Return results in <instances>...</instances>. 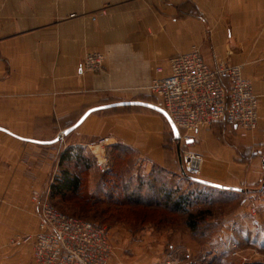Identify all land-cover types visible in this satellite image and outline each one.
I'll list each match as a JSON object with an SVG mask.
<instances>
[{
  "label": "crops",
  "instance_id": "1",
  "mask_svg": "<svg viewBox=\"0 0 264 264\" xmlns=\"http://www.w3.org/2000/svg\"><path fill=\"white\" fill-rule=\"evenodd\" d=\"M194 11L201 17L194 18ZM194 47L211 68L221 63L241 66L259 99L255 130L216 123L192 133L186 150L204 158L197 179L228 190L202 187L242 200L233 217L248 224L220 238L232 236L224 240L228 247L262 244L264 0H0V161L5 156L16 161L17 149L31 157L33 145L41 146L33 141L57 139H34V127L67 128L89 110L114 104L159 107L150 84L168 73L170 59ZM94 52L104 54V70L81 74L85 56ZM160 67L163 74L157 72ZM171 130L167 119L148 107H113L91 113L72 134L81 141L69 146L87 150L104 139L118 158L132 160L137 176L169 175L197 184L181 173ZM41 169L47 174L48 165ZM192 230H139L138 235L161 241L158 258L146 264H165L181 247L188 254L200 250L203 245L193 240ZM181 237L182 245L169 241ZM186 257L183 264H192L190 255Z\"/></svg>",
  "mask_w": 264,
  "mask_h": 264
},
{
  "label": "rangeland",
  "instance_id": "2",
  "mask_svg": "<svg viewBox=\"0 0 264 264\" xmlns=\"http://www.w3.org/2000/svg\"><path fill=\"white\" fill-rule=\"evenodd\" d=\"M192 16L201 17L196 11ZM64 128L34 127L32 136L55 139L63 134ZM102 140L92 143L96 145L94 151L88 146L82 160L73 159L63 166L59 165L62 154L71 147L69 145L79 143L80 138L62 135L55 144L33 145L31 157L29 151L17 149L18 159L11 163L13 159L5 156L8 151L2 153L5 158L0 161V264H44L35 247L37 236L41 234L44 206L104 229L111 248L107 264H146L157 259L160 239L143 237L138 231L169 226L182 232L192 228L193 240L203 246L192 254L181 247L165 264H183L188 261L186 255H190L192 264H264V241L258 245L228 247L225 243L232 240V236L220 238L221 234L235 235L241 226L248 224L233 217L241 205L240 198L218 195L217 190L179 182L169 175L137 176L133 174L132 160L118 158L110 147L103 151L99 143ZM26 145L24 143V147ZM171 145L179 151L182 163L181 151L186 150V143L174 140ZM104 161L106 168L100 165ZM45 165L48 172L42 174L41 166ZM62 170L79 176L81 187L75 196H51V186ZM168 191L173 201L181 195L187 197L182 209L166 202ZM174 240L183 243L182 237L169 239Z\"/></svg>",
  "mask_w": 264,
  "mask_h": 264
},
{
  "label": "built area",
  "instance_id": "3",
  "mask_svg": "<svg viewBox=\"0 0 264 264\" xmlns=\"http://www.w3.org/2000/svg\"><path fill=\"white\" fill-rule=\"evenodd\" d=\"M104 65L102 53H88L82 62L81 74L101 73ZM157 72L163 74V68H158ZM224 80H228L229 90ZM148 90L159 100V107L178 129L179 140L185 143L192 133L210 129L220 122L245 131L258 127L259 99L252 83L243 77L242 67L221 63L211 68L197 47L170 59L168 73L154 79ZM99 143L103 151L110 147L105 140ZM95 148L96 145H89L92 151ZM181 154L183 173L198 178L202 173L203 156L185 149ZM100 165L106 168L105 161ZM42 211L41 234L37 236L35 247L44 264L108 263L111 248L104 229L60 214L50 206H44Z\"/></svg>",
  "mask_w": 264,
  "mask_h": 264
},
{
  "label": "trees",
  "instance_id": "4",
  "mask_svg": "<svg viewBox=\"0 0 264 264\" xmlns=\"http://www.w3.org/2000/svg\"><path fill=\"white\" fill-rule=\"evenodd\" d=\"M224 84L227 87V89L229 90L228 80H224ZM125 106H136V105H124L123 107H125ZM116 107H122V106H116ZM220 123H225V122H220ZM225 124H227V123H225ZM227 125H229V124H227ZM73 126L74 125L67 127L66 130L70 129ZM73 132L74 131H72L71 133H69L65 136L70 137L73 134ZM84 152H85L84 149H80V148L78 149L75 147H70V148L66 149L60 158L59 165L63 166V164L65 162H70V160H73V159L82 160V155ZM181 173L186 178L190 179V177H188L185 173H183V170ZM197 184H199L200 186H205V185L200 184V183H197ZM80 187H81V181H80L79 176L73 175L69 170H62L61 175L55 179L53 185L51 186V196L52 197H61V198H66L69 196H75L76 194L79 193ZM167 193H168V201L167 202L168 203L172 202L177 209H182L183 205L185 204L184 198L181 196L176 201H173L172 200V194L169 192H167ZM194 224L195 223H193L192 226H194Z\"/></svg>",
  "mask_w": 264,
  "mask_h": 264
},
{
  "label": "water",
  "instance_id": "5",
  "mask_svg": "<svg viewBox=\"0 0 264 264\" xmlns=\"http://www.w3.org/2000/svg\"><path fill=\"white\" fill-rule=\"evenodd\" d=\"M124 105H139V106H145V107H148L150 109H153L154 111L160 113L161 115H163L171 129H172V132H173V135H174V138L176 140H179L180 138V133L178 131V129L175 127V125L173 124V122L171 121V119L168 117V115L165 113V111H163L161 108L155 106V105H150V104H144V103H137V102H132V103H121V104H114V105H109V106H103V107H98V108H95V109H92V110H89L87 113H85L83 115V117L78 121V123L76 125H74L73 127H71L70 129H67L63 132V136L64 135H67L69 133H71L72 131H74L79 125H81L83 123V121L91 114V113H94V112H98V111H102V110H105V109H109V108H113V107H116V106H124ZM61 135V136H62ZM61 136L58 137L56 140L52 141V142H38V141H33L34 143L36 144H40V145H52V144H55L57 143L60 139H61ZM192 180H194L195 182L197 183H200V184H203L205 186H209V187H213V188H219V189H224V190H228V188L226 187H223V186H220V185H217V184H214V183H210V182H207V181H204V180H200V179H197V178H193V177H190Z\"/></svg>",
  "mask_w": 264,
  "mask_h": 264
}]
</instances>
